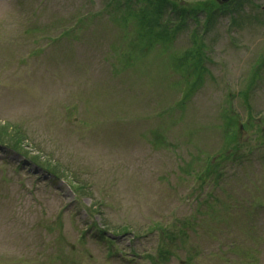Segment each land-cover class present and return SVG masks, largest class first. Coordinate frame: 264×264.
<instances>
[{"label": "rangeland", "instance_id": "rangeland-1", "mask_svg": "<svg viewBox=\"0 0 264 264\" xmlns=\"http://www.w3.org/2000/svg\"><path fill=\"white\" fill-rule=\"evenodd\" d=\"M104 2L0 0V124L20 134L3 138L18 151L0 146V264H53L59 238L77 264H125L95 236L106 224L126 225L109 237L129 264H151L159 246L166 264H264V0H234L207 30L188 14L170 44L140 43L131 60L121 52L134 31L113 25ZM189 49L202 55L197 72L181 64ZM185 76L195 88L181 104ZM229 123L242 126L234 136ZM24 151L72 182L46 184ZM209 156L225 159L218 179L198 174Z\"/></svg>", "mask_w": 264, "mask_h": 264}, {"label": "trees", "instance_id": "trees-1", "mask_svg": "<svg viewBox=\"0 0 264 264\" xmlns=\"http://www.w3.org/2000/svg\"><path fill=\"white\" fill-rule=\"evenodd\" d=\"M119 1H126L129 3L132 2L133 4L134 1H137L138 8L132 9L131 5H129L128 3L125 5L123 4L119 5L117 4ZM194 4L199 7L181 4L180 2H177L175 0H155L154 3L150 1L149 4L144 6L141 4L140 0H108L105 7L111 13L112 16V18H110L111 21H116L119 25L125 27H128L131 22H134L135 24L134 36L136 37V39L133 40L132 42L130 41L126 42V46H127L126 50L130 52L138 49L140 43H142L143 47L154 45L155 43H160L162 45L170 44L173 41L178 30L182 28V26L184 25L186 14H191L195 19H197L196 13L198 11H204L206 13L205 24L208 26V24L212 20L215 11L219 8V6L216 5L213 0H197V2H195ZM166 6L171 7V11H170L171 21L169 19L163 18L162 12L165 10ZM110 7L113 8V11L110 9ZM121 9H123V11H120ZM97 13L98 12L95 13L87 12L86 14L81 15V17H77L73 22V24H77V25L84 24L85 21L88 20V18L95 17ZM99 15L101 16V10L99 11ZM175 18H177L176 21H174ZM171 22H173V25H171ZM127 32H131V31L126 30V34H125L126 36H127ZM198 38H200L198 33L194 32L193 34L194 44H192V46L197 49L202 45V42L199 41ZM191 52H194V50L193 49L187 50L185 55L182 57L183 62H181V64L186 66L187 68H189L190 64H192L193 71L197 72V69L203 66L201 64L202 55L196 53L191 54ZM202 74H203L202 72H198L195 74H191V76L195 80L200 81L202 79ZM186 84L188 85V91L185 93L184 96L185 98L189 95L190 90H193L195 88V84L190 82L189 78L186 79ZM243 95L245 98H247L246 90L243 91ZM183 100L184 99L181 100V104L184 103ZM6 134H9L10 138L4 137ZM13 136H11L5 125L0 124V140L5 141L6 139L8 140L17 139L19 138L20 134L16 133ZM234 140L235 139H233V141ZM24 152L26 154H29L33 159L38 160V162L43 167L47 168L49 171L55 174L60 173L66 178H68V174L59 171L58 169H56L57 167H55L54 170L51 169L55 165H52L50 163L51 159L49 157L47 158L42 157V155L40 154L31 155L28 151H24ZM216 162L217 161L215 160L212 161L211 163L207 162V169L205 170L204 173H202V176H204V174H206L209 171V167H211V165L215 164ZM68 180L72 182L73 179L71 178V176H69ZM93 202H94L92 205L93 208L94 209L97 208L95 211L97 213H101L102 208L98 207L99 201L97 202V198L94 199ZM99 205H101L100 202ZM155 224L163 227L159 222H155ZM109 226L110 225L106 224V228H104L103 231L105 232L106 229L109 230L110 229ZM112 230L115 232H122V231H127V227L126 225H121L117 228H112ZM165 251L166 249L162 247L159 250V254ZM157 256L158 255L156 254V260L158 261L159 257ZM151 258L153 260L155 257L151 256Z\"/></svg>", "mask_w": 264, "mask_h": 264}, {"label": "water", "instance_id": "water-1", "mask_svg": "<svg viewBox=\"0 0 264 264\" xmlns=\"http://www.w3.org/2000/svg\"><path fill=\"white\" fill-rule=\"evenodd\" d=\"M221 2L227 1V0H220Z\"/></svg>", "mask_w": 264, "mask_h": 264}]
</instances>
